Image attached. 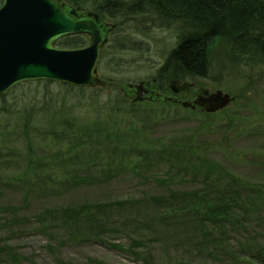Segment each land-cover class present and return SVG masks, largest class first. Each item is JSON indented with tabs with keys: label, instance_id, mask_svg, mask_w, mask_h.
I'll return each instance as SVG.
<instances>
[{
	"label": "rangeland",
	"instance_id": "rangeland-1",
	"mask_svg": "<svg viewBox=\"0 0 264 264\" xmlns=\"http://www.w3.org/2000/svg\"><path fill=\"white\" fill-rule=\"evenodd\" d=\"M153 17L156 16L143 15L132 19L127 31L123 30L117 34V49L114 50V43L111 42L99 63V74L102 78L113 79L119 83L148 80L152 86L158 84L155 80L159 71L177 44L179 25H169ZM231 43L226 38L218 37L205 49L209 56L206 70L209 77L200 78L197 82L211 90L221 89L229 92L234 98L228 107L212 115L203 114L200 107L191 114L188 108L179 106L178 112L177 103L160 105V102L151 104L145 101L136 102L134 105L125 104L121 98L124 97L121 89L112 87L86 90L81 94L57 84H42L34 94L17 97L15 103H23V99L30 102L36 96L38 106L44 113L54 107L63 106L66 108L65 114L72 121L76 118L75 123L80 127L90 123H93V127L98 123L109 125L104 134H112L110 143L98 141L97 134L89 141L95 150L108 148L111 155L117 145L129 146L128 154H118L119 158L128 157V160L124 161L127 174L117 175L106 185L80 186L70 191L59 189L50 195L42 194L39 199L29 200L20 188L9 185V179L16 173L28 171L26 164L27 158L31 156L30 148L47 144L49 148L44 153L50 154L53 150H69L73 143L67 140L63 145H57L56 142L59 143L63 139L55 135L51 137L54 141L52 146L39 135L27 142L22 130L17 131L22 134V138L7 136L0 139V152L3 155V163L0 164V264H170L178 261L264 264V261L260 263L255 260L256 248L264 246V61L256 55L249 56L246 62L237 60L230 52L233 48ZM245 47L246 45L243 48ZM173 80L174 78H167V90ZM167 90L163 92L157 89L156 94L158 95L159 91L171 95L172 90ZM186 94L188 92L181 95H185L187 99ZM13 97L8 95L3 104L14 102ZM107 103L114 105L118 111L113 114L110 106H103ZM238 112L242 113L236 116ZM0 121L2 131L13 129L15 126L14 118H4L0 115ZM93 127L90 130L96 128ZM75 137L81 138L80 135ZM183 145L195 146L199 149L196 151L200 153L203 150L208 151L210 159L224 165L235 174L239 182L251 187L238 185L233 191L241 193L235 208L239 213L235 215L239 216L237 218L240 220H248L237 225L243 226L240 230L234 232L230 226H220L218 229L212 223L209 224L207 219L200 225L197 223L198 228L190 223V226H173L167 229L159 221L157 224V217L147 216L151 206L143 203L134 210H128L130 214L127 216H132L131 218L120 220L122 223L126 219L125 228L114 225L116 231L107 233L104 240L84 242L71 238L69 226L63 218L48 214L50 211L83 205L84 202H141L145 200L143 195H149L150 192V197L197 192L198 188L179 190L172 187L159 188L153 184V180L158 176L155 168L158 166L157 155H161L160 146L167 147L169 154H173L187 148ZM18 149L26 158L24 155L16 158ZM132 149L136 151L129 153ZM145 151L153 155L151 161L145 159ZM84 155L89 158L86 151ZM75 161L78 164L71 168L72 170H82V166L87 168L85 170H94L93 167L84 165V160ZM8 162L12 164L4 165ZM166 166L163 164V169ZM55 171L51 170L54 179L63 181L64 186L69 185L68 179L75 175L74 171L69 177L64 172ZM77 174L81 176L89 173ZM5 182L8 183L5 185ZM207 193H212L211 196L214 197L216 190ZM248 208L257 213H247L246 211L250 212ZM111 211L108 219H113L114 222L118 211ZM147 217L154 218V221L152 228L145 230L142 224L149 220ZM136 218L140 220L138 223H135ZM222 230H226L235 240L221 241ZM133 239L139 241V245L134 249ZM5 244L8 248L11 247L10 253L9 249L4 248ZM143 244L149 249L145 250ZM219 246L221 249L218 251L211 248ZM211 255L217 257L210 258ZM261 255L264 256V251H261Z\"/></svg>",
	"mask_w": 264,
	"mask_h": 264
},
{
	"label": "trees",
	"instance_id": "trees-1",
	"mask_svg": "<svg viewBox=\"0 0 264 264\" xmlns=\"http://www.w3.org/2000/svg\"><path fill=\"white\" fill-rule=\"evenodd\" d=\"M72 6L81 11H95L99 13L106 21L116 23V28L111 36L110 43H114V50L117 49L118 43H115L117 34L121 31H127L128 24L132 19L139 18L143 15H154L157 20H162L170 24H178L177 44L169 54L166 64L159 71L157 78L158 86L161 91L167 90V78L177 77L173 71L178 70L179 64L186 73V78L196 76V73L205 75L207 73V58L206 46L210 44L215 38H226L232 44V51L240 60L246 62L249 56H259L264 61V0H65ZM2 0H0V5ZM251 36H245L246 33ZM189 33V34H187ZM255 33H261V37H255ZM253 35V36H252ZM89 40L87 36L68 37L60 40L57 43L58 47L66 49H78L85 47ZM244 45H246L245 48ZM113 46V45H112ZM111 46V47H112ZM173 64H172V63ZM183 66V67H182ZM184 78V79H186ZM109 80V79H107ZM43 82H27L14 88L9 95H13L14 102L3 104L8 99V96L0 98V115L4 118H14L15 126L13 129H0V139L7 136L21 137L22 134L18 132L22 130L25 133L27 142H31L32 138L39 135L46 143L49 141L53 145L52 135L61 136L63 140L57 145H63L64 141H71L72 147L64 151H55L50 154L44 153L49 148V145L43 144L39 147H31V156L27 158L26 169L28 171H21L14 174L9 179L11 187L20 188L24 196L29 199H39L40 195L57 192L59 189L67 191L77 189L78 187H88L97 185H106L114 180L116 176L127 174L124 170L126 168L125 162L128 157H118L121 153L123 156L128 154L129 146L119 144L109 153L108 148L100 151L94 149V146L89 141L96 135L98 141H112V134L106 133L105 128L110 127L102 123H93L85 126L76 125V118L72 119L65 113V107H54L51 111L42 112L38 106L36 96L30 102L23 99V103H15L17 97L26 96L31 93L39 91ZM54 83L44 82V85H52ZM66 87L69 91H78L84 94L87 89L77 88L70 85H61ZM97 90V89H94ZM168 91V90H167ZM191 92V91H190ZM77 94V93H74ZM79 94V93H78ZM80 95V94H79ZM249 97V95H247ZM123 103L133 104L129 99L121 97ZM151 103V102H149ZM153 104V103H151ZM164 104V103H160ZM167 105H172L171 103ZM104 107L110 106V111L114 114L118 109L111 103L103 104ZM117 106V105H116ZM15 108L17 111L15 112ZM115 109V110H114ZM179 112V106L176 109ZM15 112V114H14ZM190 110V113H194ZM244 112V111H243ZM177 113V112H176ZM238 112L237 115H241ZM245 113V112H244ZM13 114V115H12ZM193 118V116H192ZM2 121H0L1 123ZM93 130H90V129ZM89 129V130H86ZM18 131V132H17ZM17 132L15 135L13 133ZM80 135V137H75ZM184 150H179L178 153L169 154L167 147L160 146L161 155H157L158 165L155 168L157 178L153 180V184L159 188H175V189H190L198 188L197 192L178 194L172 193L169 196H152L151 192L144 194V201L137 202L135 200L125 201H109V202H84L83 205L65 208L61 211H50L52 216L59 215L66 221L69 226V232L72 234L73 240L81 239L84 242L93 241L96 239L104 240L107 233L115 232V226L125 228L127 225L126 219L120 222L121 219L128 217L130 214L128 210H134L140 204L150 205L151 209L147 216L157 217L161 225L166 228H178L181 225L187 226L190 223L197 227L206 219L207 222L212 223L214 227L220 229V226H230L236 232L242 227L237 225L248 221L245 219H238L235 214L237 205V198L241 193L233 192L238 188V185L251 188L242 182H239L228 168L224 165L209 158L206 150L197 152L195 146H188ZM20 148V147H19ZM78 149L80 151H78ZM195 151H194V150ZM136 151L132 149L129 153ZM149 150H154L149 148ZM197 150V151H196ZM89 158H86L84 152ZM38 153V156H37ZM25 154L18 149V154ZM30 155V153L28 154ZM2 154L0 152V164L3 163ZM37 156V158H35ZM143 156V154H142ZM13 160V162L16 160ZM26 158V156H25ZM154 157L149 152L145 151V159L152 160ZM75 160H84V165L94 168L87 169L82 166V170H72L78 164ZM149 161V162H150ZM4 164L10 166L12 163ZM163 164L167 165L163 169ZM51 170L55 172H64L67 177L71 175L72 171L75 175L68 179L69 185L64 186L63 181L54 179ZM127 170V169H126ZM89 173L79 176L77 173ZM57 173V174H58ZM61 173V174H62ZM64 174L62 176L64 177ZM68 174V175H67ZM113 176H115L113 178ZM82 177V178H79ZM160 181V182H159ZM8 182H5L6 185ZM150 184V183H148ZM201 185V187H200ZM198 186V187H197ZM200 188V189H199ZM216 190L215 196L208 191ZM224 191L220 193V191ZM258 191L261 193L260 188ZM116 209L117 219L113 222L108 217L111 210ZM249 209V208H248ZM249 214L257 213L249 209ZM127 211V213H126ZM125 212V214H119ZM109 214V215H108ZM204 216V218H202ZM246 216V215H244ZM53 217V218H54ZM196 217V218H195ZM147 222H143L142 227L145 230L152 228L154 218L147 217ZM131 220V219H130ZM140 220L135 219V223ZM188 223V224H187ZM113 226V227H110ZM190 226V225H189ZM163 228V227H161ZM198 228V227H197ZM121 229V228H120ZM164 231H166L164 229ZM194 233V232H192ZM222 240H235L230 236L226 230H222ZM2 242V241H1ZM207 243V241H205ZM133 249L137 248L139 241L132 240ZM143 243V242H142ZM4 248L12 251L5 244ZM145 250L149 249L146 244ZM213 251H218L221 246L211 247ZM132 251V249H131ZM257 262L263 263L264 246L256 248ZM7 252V251H6ZM135 254V253H134ZM217 255V254H216ZM243 255V254H242ZM245 256V255H244ZM243 256V257H244ZM217 256L211 255L210 258ZM251 258V257H248ZM186 259V258H185ZM2 261V260H1ZM170 264H212V263H197L178 261Z\"/></svg>",
	"mask_w": 264,
	"mask_h": 264
},
{
	"label": "water",
	"instance_id": "water-1",
	"mask_svg": "<svg viewBox=\"0 0 264 264\" xmlns=\"http://www.w3.org/2000/svg\"><path fill=\"white\" fill-rule=\"evenodd\" d=\"M110 32L111 28L98 13L79 12L63 0H3L0 6V97L16 84L27 81H53L82 88L109 85L99 78L97 65ZM81 34L90 36L88 47L67 50L55 46L64 37ZM192 85L173 80L170 88L178 94ZM129 87L131 90H124L127 96H135L134 102L155 98L172 101L171 97L152 94L144 98L148 88L156 90L149 81L129 84ZM208 91H203L205 97L182 102V105L193 110L201 106L209 113H216L234 100L221 91L212 95Z\"/></svg>",
	"mask_w": 264,
	"mask_h": 264
},
{
	"label": "bare ground",
	"instance_id": "bare-ground-1",
	"mask_svg": "<svg viewBox=\"0 0 264 264\" xmlns=\"http://www.w3.org/2000/svg\"><path fill=\"white\" fill-rule=\"evenodd\" d=\"M261 35H262L261 33H255V34H254V36H255L256 38H257V37H261ZM245 36L250 37L251 34L248 32V33L245 34ZM252 36H253V35H252ZM230 52H232V53L235 55L234 51H230ZM206 58H207L206 61H207V64H208L209 56L206 55ZM171 63H172V62H171ZM165 64H166V63H165ZM165 64H164V65H165ZM172 64H173V63H172ZM164 65H163V67H164ZM178 66H179V67H178L179 69L173 71V72H175V73L177 74V77H174V80H179V81H181V82H189V83H193V85H192L191 87H189V88H190V91L192 92V94H194V95L196 96V94L199 92V95L197 96L198 98H200L201 96L205 97L203 91L206 90V86H205V85H202V84H199V83L197 82V80H199L200 78H206V77H209V73H208V71H207V73H206L205 75H200V74L196 73V76L186 78V73H185L184 69L181 68V64H179ZM163 67H161V68H163ZM182 67H183V66H182ZM184 78H186V79H184ZM38 81H40V80H38ZM19 84H20V83H19ZM19 84H16L14 87H18ZM218 91H221V92L223 93V95H229V96H230V93H229V92H225V91H223V90H221V89H212V90H210V91H208V92H209V95H212V94H216ZM206 97H207V93H206ZM230 97H231V96H230ZM230 104H231V102H230ZM230 104H229V105H230ZM182 109H183V108H182ZM185 110H186V109H185ZM200 111H201L203 114L212 115V113L207 112V110H206L204 107H201V106H200ZM209 122H210V121H209Z\"/></svg>",
	"mask_w": 264,
	"mask_h": 264
},
{
	"label": "flooded vegetation",
	"instance_id": "flooded-vegetation-1",
	"mask_svg": "<svg viewBox=\"0 0 264 264\" xmlns=\"http://www.w3.org/2000/svg\"><path fill=\"white\" fill-rule=\"evenodd\" d=\"M157 86H158V84H157ZM151 88L152 87H150L148 90H149V93H147V94H144V96H149L150 94H152V90H151ZM158 88V87H157ZM209 90V89H208ZM210 91V90H209ZM186 92H188V96H187V99H189V100H193V99H195V98H197V96L199 95V92L196 94V96L194 95V94H192V92H190V90H185V91H181L180 93H179V95L178 96H180L181 94H183V93H186ZM158 94H160L159 93V91H158ZM154 95H157L156 94V91L154 92ZM178 96H176V98L175 99H177V103H179V102H181V101H183L182 99H185V97L184 98H178Z\"/></svg>",
	"mask_w": 264,
	"mask_h": 264
}]
</instances>
